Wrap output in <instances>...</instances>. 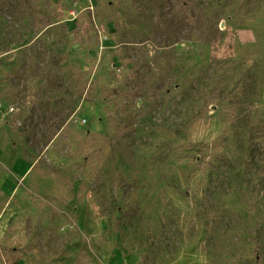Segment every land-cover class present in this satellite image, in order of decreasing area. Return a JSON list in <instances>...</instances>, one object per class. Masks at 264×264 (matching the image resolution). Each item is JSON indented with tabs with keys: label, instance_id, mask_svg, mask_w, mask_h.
Returning a JSON list of instances; mask_svg holds the SVG:
<instances>
[{
	"label": "rangeland",
	"instance_id": "rangeland-1",
	"mask_svg": "<svg viewBox=\"0 0 264 264\" xmlns=\"http://www.w3.org/2000/svg\"><path fill=\"white\" fill-rule=\"evenodd\" d=\"M0 264H264V0H0Z\"/></svg>",
	"mask_w": 264,
	"mask_h": 264
}]
</instances>
